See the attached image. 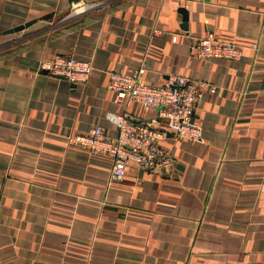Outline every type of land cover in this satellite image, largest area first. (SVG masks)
Masks as SVG:
<instances>
[{"label": "crops", "instance_id": "obj_1", "mask_svg": "<svg viewBox=\"0 0 264 264\" xmlns=\"http://www.w3.org/2000/svg\"><path fill=\"white\" fill-rule=\"evenodd\" d=\"M71 1L0 0V264H264V0H83L97 5L66 17ZM207 32L242 58L191 56ZM62 54L92 60L85 84L37 71ZM142 64L147 82L216 90L193 114L200 141L160 143L171 170L112 182L108 158L66 138L157 117L106 88Z\"/></svg>", "mask_w": 264, "mask_h": 264}, {"label": "built area", "instance_id": "obj_2", "mask_svg": "<svg viewBox=\"0 0 264 264\" xmlns=\"http://www.w3.org/2000/svg\"><path fill=\"white\" fill-rule=\"evenodd\" d=\"M97 4L83 0H72L70 10L84 13ZM78 13V14H80ZM254 47V45H253ZM243 46L220 40L213 32H207L188 46L189 54L200 59H227L238 61L243 55ZM93 70L92 60L78 59L71 54L56 55L41 59L37 71L66 80L72 84H85ZM142 64L131 74L110 72L106 88L114 92L118 105L131 101L141 103L147 109H155L157 117L148 122H136L127 113L109 114L117 128V135L111 137L101 125H94L86 132L67 136L70 147L87 151L92 156L106 157L111 161L110 181L123 180L130 166L147 171L166 172L172 169L173 156L160 143L168 137L175 140H201V128L194 123L193 114L201 103L204 93H214L216 86L202 80L182 75L169 76L159 83L147 82Z\"/></svg>", "mask_w": 264, "mask_h": 264}, {"label": "water", "instance_id": "obj_3", "mask_svg": "<svg viewBox=\"0 0 264 264\" xmlns=\"http://www.w3.org/2000/svg\"><path fill=\"white\" fill-rule=\"evenodd\" d=\"M49 17H50V16H44L45 19H48ZM32 23H33L32 21H31V22H27V23L24 24V25L17 26V27H15V28H12V29L8 30V32L18 31V30L22 29L23 27L28 26V25H30V24H32Z\"/></svg>", "mask_w": 264, "mask_h": 264}, {"label": "rangeland", "instance_id": "obj_4", "mask_svg": "<svg viewBox=\"0 0 264 264\" xmlns=\"http://www.w3.org/2000/svg\"><path fill=\"white\" fill-rule=\"evenodd\" d=\"M70 14H72L71 10H69V12H68V14H67L66 17H70V16H69ZM73 16H75V15H73ZM71 17H72V16H71Z\"/></svg>", "mask_w": 264, "mask_h": 264}, {"label": "bare ground", "instance_id": "obj_5", "mask_svg": "<svg viewBox=\"0 0 264 264\" xmlns=\"http://www.w3.org/2000/svg\"><path fill=\"white\" fill-rule=\"evenodd\" d=\"M80 12H83V10H76V13L77 14L80 13Z\"/></svg>", "mask_w": 264, "mask_h": 264}]
</instances>
